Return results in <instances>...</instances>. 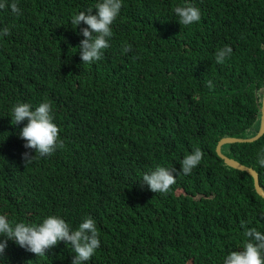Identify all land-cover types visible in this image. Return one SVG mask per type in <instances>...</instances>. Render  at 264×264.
Returning <instances> with one entry per match:
<instances>
[{
    "label": "trees",
    "instance_id": "obj_1",
    "mask_svg": "<svg viewBox=\"0 0 264 264\" xmlns=\"http://www.w3.org/2000/svg\"><path fill=\"white\" fill-rule=\"evenodd\" d=\"M8 0L0 9V215L40 223L49 215L76 229L91 217L100 246L85 264H223L249 228L264 233V197L250 173L227 164L215 143L259 126L264 81V0H122L103 58L83 64L73 15L99 0ZM201 19L181 26L174 8ZM124 45L131 51L123 52ZM225 46L232 53L217 63ZM212 81L209 88L207 81ZM52 107L64 143L26 164L13 105ZM203 157L191 174L180 161ZM221 151L253 166L264 189V130ZM173 171L167 194L141 178ZM75 223V226H74ZM4 238L0 237V241ZM61 241L43 257L8 241L0 264H72Z\"/></svg>",
    "mask_w": 264,
    "mask_h": 264
},
{
    "label": "clouds",
    "instance_id": "obj_2",
    "mask_svg": "<svg viewBox=\"0 0 264 264\" xmlns=\"http://www.w3.org/2000/svg\"><path fill=\"white\" fill-rule=\"evenodd\" d=\"M8 0H0V9H5ZM15 15L20 14L18 4L13 0L10 5ZM122 8V0H99L93 8L81 11L73 15L71 25L74 29L83 22L87 27L81 28L80 32L84 39L79 45L80 57L83 64H92L103 58L104 50L110 47L109 40L113 35L111 25L117 19ZM174 14L178 17L181 26H190L201 19L200 10L192 4H184L174 8ZM10 35V30L5 27L0 36ZM131 51V45H124L123 52ZM232 53L231 47L225 46L216 53L217 63H223L224 59ZM209 88L212 81H207ZM52 107L49 102H42L35 110L28 103H19L12 106L10 112V123L13 126L20 125L27 121L20 130L19 136L25 141L24 147L33 150L35 155L29 152L23 154L26 164L31 163L40 157L51 155L57 148H63L64 143L60 139V129L53 122ZM203 153L196 149L192 154H187L180 161V172L184 175L191 174L201 162ZM258 163L264 167V159ZM141 182L147 185L153 193L167 194L173 184L176 183L173 171L158 166L154 171L142 175ZM75 226V223H74ZM244 235L247 242L240 251H231L223 259V264H264V233L256 228H249ZM0 258L7 247L8 241H13L19 247L43 257L46 252L58 245L61 241L71 246L74 253L72 264H85L95 254L100 246L99 232L95 221L86 217L76 229L61 217L49 215L40 223L12 222L5 215H0Z\"/></svg>",
    "mask_w": 264,
    "mask_h": 264
},
{
    "label": "water",
    "instance_id": "obj_3",
    "mask_svg": "<svg viewBox=\"0 0 264 264\" xmlns=\"http://www.w3.org/2000/svg\"><path fill=\"white\" fill-rule=\"evenodd\" d=\"M262 85L263 86H262V91H261V97H260V102H259V106H258L259 110H260L259 126H258V129L256 130V132L251 134V135H245V136H242V135H222L217 139L214 147H215L217 154H219L223 158V161H225L227 164L234 166V167H237V168H240V169H245L248 173H250L252 176V180H253V187L255 188L257 193H259L262 197H264V189L259 184L258 174H257L256 169L249 164H245L243 162H240L239 160H237L233 156L227 155L226 153H224L220 149L221 144L224 142H230L233 140H251V139L256 138L258 135H260L263 132V130H264V81H263Z\"/></svg>",
    "mask_w": 264,
    "mask_h": 264
}]
</instances>
